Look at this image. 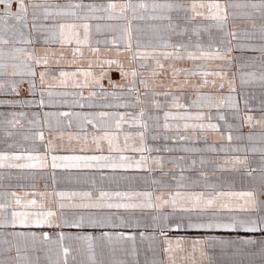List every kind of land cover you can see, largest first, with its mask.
Masks as SVG:
<instances>
[{"label":"snow or ice","instance_id":"snow-or-ice-1","mask_svg":"<svg viewBox=\"0 0 264 264\" xmlns=\"http://www.w3.org/2000/svg\"><path fill=\"white\" fill-rule=\"evenodd\" d=\"M105 20L124 23H96L97 33L119 31L120 35L114 36L111 41L113 44L124 41L125 51L131 52L135 38L136 48L146 49L134 52L131 59L138 61L140 68L149 70L147 77L135 68L130 72L125 71L118 60H104L98 74L91 70V60L87 69L82 66L85 46L93 54L99 51L90 43L93 25L88 21ZM133 22H136L135 26ZM233 41L237 43L233 44ZM18 44L27 47H17ZM53 46H58L59 51H54ZM41 48L42 51L39 50ZM66 49H70V59L65 54ZM237 50L258 55L243 58V63L234 65V61L242 59L232 55ZM188 62L193 67L181 66ZM207 62H213L215 67H210ZM105 64H116L124 80L131 75L132 79L127 85L117 84L110 77L108 83L113 88L127 87V95L133 96L134 100L117 106L132 107L138 109L137 112L82 114L44 111L41 116L37 111L32 112L29 118V111L25 109H44L60 104L83 107L81 100L86 98L82 91H53L56 85L52 81H58L64 87H68L71 81L73 88L81 90L102 89L101 81L107 75ZM233 67L257 68L258 71H241L240 82L243 85H258L264 90V0H108L107 3L0 0V96L11 97L0 99V107L11 109L0 111V140L7 144L8 149H15L20 140H39L45 147V155H40L35 145L30 151H0V169L48 167L47 154L53 153L55 147L52 139L45 140L44 127H47L49 134L62 133L75 123L82 130L78 138H83L85 142L88 140V127L94 130V150L82 146L80 152L95 154H52L50 166L53 170L110 169L113 172H126L136 169L147 175L122 176L119 179L147 182L151 177V184L155 186L154 190L142 191H61L54 193L59 200L52 206L46 199L38 201L30 198L28 192L23 195L17 191L0 192V227L13 229L0 233V264H41V252L46 264H70L69 257L71 264H129L121 258L129 254L123 242L133 241L134 255L136 237L105 229L132 228L134 225L139 228V221H134L131 215L136 211L152 213V223L145 227L154 228L163 237L159 249L163 258L157 259V249L150 245L148 251L153 253L150 264H177L178 259L187 261L189 258L192 264H201L205 259L211 264L206 249L230 247L237 243L258 247L260 256L264 258V99L260 100L258 106L260 116L254 117L247 112L252 110L249 99H254L255 94H246L243 100L246 114L243 118L239 116V102L233 95L236 92L235 73L229 78L225 71ZM195 77H200V80L193 84L191 78ZM226 80L228 95L214 96L204 91L209 87L223 91ZM137 83L145 89L143 93ZM188 86L195 91V97L182 102L184 89ZM96 95V91L89 92L91 97ZM120 95L125 93L121 92ZM260 95L264 97V91ZM69 96H79L80 99L69 101L66 99ZM224 108L232 109L235 118L242 119V123H228L226 116L219 111ZM212 109L217 110L215 116ZM213 120L224 122L226 136L221 131V124L213 123ZM150 121L153 128L163 129V134L158 131L151 136L153 141H165L160 147H152L146 142ZM125 124L128 129L134 128L135 132L125 129ZM244 125L261 131H250L245 135L239 131ZM171 130H175L174 135L167 134ZM233 130L237 133L235 137ZM189 132L217 133L222 140L228 141V146H208L205 149L183 144L179 147L169 146V141H190L192 136L186 134ZM59 139H63L62 134ZM204 139L207 140V136ZM234 139L241 142L246 140L250 146L243 143L233 146ZM177 151L237 155H226L222 163L206 159L203 155L199 159H188L184 155L168 158L151 155L153 152ZM249 152L260 154L256 167L249 163ZM227 165H231L232 171L242 170V178H246L250 185L248 190H223L219 183L210 179L206 166L223 169ZM52 179L55 183L54 174ZM106 179L118 178L101 176V180ZM90 182L95 185V177H91ZM40 196L45 197V193H40ZM165 209L171 211L166 212ZM17 227L22 230H15ZM45 227H71L82 231L92 228L99 230V234L84 231L83 234L66 235L62 230L52 234L32 230ZM182 228L225 229L252 235L237 240L213 237L194 239L189 253L183 238H178L174 244L168 236L170 230ZM255 234H259L260 238ZM139 235L141 239L145 238L144 232ZM151 239L155 241L156 236ZM66 240L86 242L87 249H76L78 255H72L73 249L65 245ZM96 249L100 250L101 255L108 249L110 258L107 261L98 260ZM197 251L200 261L195 259ZM85 256L86 260L82 258ZM132 264H139V261Z\"/></svg>","mask_w":264,"mask_h":264},{"label":"crops","instance_id":"crops-1","mask_svg":"<svg viewBox=\"0 0 264 264\" xmlns=\"http://www.w3.org/2000/svg\"><path fill=\"white\" fill-rule=\"evenodd\" d=\"M53 2L56 3H65L66 0H53ZM75 2V0H74ZM85 3L89 2H95V3H107L108 0H84ZM15 7V6H14ZM93 25L92 32L90 35V43L94 48H98L99 51L95 54L91 53L87 46L84 47L83 51L85 53V59L82 63V66L87 69L88 61L91 60L93 62V68L91 69L94 73L100 72V64L103 63L104 60H118L120 63L124 65L125 71H131V69L135 68L138 73H144V75L147 77L149 75V70L142 69L139 67L138 61H133L131 59L132 55L136 51H145L146 49H137L136 48V40L135 38L132 41V51H125V42L120 41L118 44H113L111 41L113 40L114 36L118 37L120 35L119 31H116L115 33L110 31H102L100 33H97L95 31V24L100 23L101 25L106 24H112V25H119L123 24L124 21H88ZM136 22H133L135 26ZM135 37V33H134ZM96 41H100L99 44L96 43ZM105 41H108V43H105ZM237 43L236 41H233V44ZM17 47H27V45L18 44ZM42 51L43 49H39ZM54 51H59L58 46H53ZM66 56L70 59L71 53L70 49L65 50ZM234 57H241L242 59L234 61L235 64L243 63L244 59L251 55H258V53L253 54L251 52H241L239 50L234 51L232 53ZM147 63V62H145ZM209 63L210 67H215V64L213 62H207ZM182 67H193L191 62H188L186 64H182ZM66 70L72 71L73 68H67ZM104 71L107 73L105 76V79L101 81L103 84V88L94 87L91 89H75L71 86V81H69L68 87H64L62 85L58 84V81H52L53 84L56 86L52 89L53 91L58 92H83V97L86 99L81 100V103L84 105L83 107H80L79 105H72L67 106L64 104H60L54 107H45L44 109H37V108H31V109H25L26 111H29V118H31L32 112L39 111L42 113L44 111L49 112H65V111H71V112H80L82 114H94L101 111L109 112V113H126V112H132L135 113L138 111V109L132 108V107H118L117 105H124L131 103L134 100L133 96L127 95V87L125 88H113L109 85L108 79L109 77L117 84H125L127 85L129 81H131L132 77L131 75L128 76L126 80L122 79L120 76V73L118 71V67L116 64L113 65H104ZM225 71L228 72V77L232 78L233 73H235V88L236 92L233 93V95L236 96L239 107H240V113L239 116L243 118L245 116V110H244V104L243 100L245 98L246 94H255L254 99H249V103L252 106V110L250 112H247L248 115H252L254 117L260 116L259 111V103L261 99H264L260 95L262 90L258 85H243L240 82V72H252V71H258L257 68L248 67L243 69H238L236 67H233L232 69H225ZM58 75V74H57ZM81 80H83V77H80ZM192 83H198L200 80V77L191 78ZM151 84V80L149 81ZM167 83V81L165 82ZM219 83V81H218ZM37 84H39V81H37ZM137 86L140 88L141 93L145 91L143 86H140L137 83ZM90 91H96L97 95L95 97L89 96ZM205 92H208L214 96H226L228 95V87H227V80L225 81V89L223 91H216L211 89L209 87L208 89L204 90ZM123 92L125 95H120V93ZM112 93H116V95H112ZM195 97V91L191 86L185 87L184 89V98L182 102L185 100L190 101ZM11 97H5L0 96V99H8ZM57 99H63L61 97H57ZM66 99L71 101L72 99H80L79 96L73 97L69 96ZM162 99V98H159ZM91 104L92 106H89ZM105 105H112V107H106ZM0 111H11V109L0 107ZM19 111V109H17ZM207 111V109H205ZM212 115L215 116L217 114L216 109H212ZM221 113H223L228 123L240 125L242 123V119H236L235 113L232 109L224 108L219 110ZM161 124L163 123V117L161 114ZM213 123H217L218 121L213 120ZM26 123V122H25ZM218 123L221 124V131L226 136L227 131L224 129V122L219 121ZM150 128L149 132L147 133V140L146 142L152 146V147H160L165 143L163 139L153 141L151 140V136L157 134L159 131L160 134H163V129L157 130L153 128L152 122H149ZM27 126V125H26ZM125 129H128V125H123ZM44 133H45V140L52 139L53 145L55 147V151L53 153H48V167L46 168H32V169H0V192L5 191H17L21 195L23 193L28 192L30 194V198L37 199L40 201L41 199H46L49 206H52V204L55 201L59 200V197L54 196V193L56 192H84V191H92L97 192L98 189H103L105 191H142V190H154L155 186L151 184V177H149L148 181H144L141 179H133L131 181L125 180V179H119V177L122 176H130V177H141L147 175L143 171L131 169L126 172L117 170L116 172H113L110 169H104V170H97V169H55L53 170L51 168V155H80V154H95L94 152H86L81 153L80 148L82 146H85L86 148L93 149L95 148V145L92 143V135L94 134V130L91 129L89 126L87 129V135L88 140L87 142L84 141L81 137L82 130L78 127H76L75 123L73 124L72 128H66L62 130L61 132H53L49 134L47 127H44ZM130 131L135 132V129H128ZM115 131V129H113ZM240 133L247 134L250 131L258 133L261 131V129H251L249 126L244 125L239 129ZM63 136V139H59V137ZM168 135H174L175 130H171L167 133ZM192 136V139L190 141H176L173 143L172 141H169V146H175L179 147L180 145H192L197 148L205 149L208 146H214L216 148H220L221 146H228V141L222 140L220 138V135L213 132L208 133H186ZM237 135L236 131L233 130V136L235 137ZM69 136L72 137L71 141L69 140ZM207 136V140L204 139V137ZM123 140V136H121V142ZM11 141H9L10 143ZM131 143V141H130ZM245 144L249 145L248 141H236L235 139L232 142L233 146L239 145V144ZM257 146H259L258 142ZM33 145L36 146V148L39 150L40 155H45V147L43 146V142L39 140H20V142L17 144L15 149H8L7 144L3 142V140H0V151H24V150H31ZM105 148V154H107V144L105 142L104 144ZM35 154V153H34ZM152 156L157 155H163L166 158L168 157H176L179 155H184L186 158H196L199 159L201 155L204 156L206 159L216 160L217 163H222L223 160L227 156L237 155L235 153H228L225 154L223 152H217V153H210V152H203V153H182V152H172V153H157L153 152L151 154ZM239 155L243 156V153H240ZM249 163L256 167L260 162V154L259 153H247ZM206 170L209 172L210 179H212L213 182L219 183L221 188L223 190L227 191H245L248 190L250 187L248 181L246 178L243 177V172L241 171H232L231 165L225 166L223 169H214L212 166H206ZM215 173L213 176L212 173ZM53 174L56 177V182L53 183ZM187 174V173H186ZM105 177H117V180H101V176ZM157 176H159V173H156ZM177 175H179V171L177 170ZM95 177L96 184L93 185L90 182V178ZM40 193H45V197H41ZM67 202V201H66ZM166 212L171 211V209H165ZM152 213L148 211L140 212L136 211L135 213H132V217L134 218V221L138 220L140 223V227L137 228L135 225L132 228H117L115 230L113 229H105L106 231H115V232H124L125 235H134L136 237L135 239V254L133 255V241H124V246L128 249V255L121 257L122 259H125L129 262V264H132L133 261L138 260L139 264H150L151 259L153 257V253L148 251L149 246L157 249L156 252V258L160 259L163 258V254L160 252V246L163 242V237L159 236V234L156 232V230L152 227H145V225L151 224L150 215ZM227 215V214H225ZM177 217H173V219H176ZM226 222V221H225ZM15 230L20 231L19 227H17ZM33 231H48L50 234L54 232L63 231L66 235L68 234H83L84 231L91 233L93 235H98L99 230H94L92 228H88L86 230H80L76 228L71 227H65L63 229H52V228H43V229H37L33 228ZM13 231L11 227H0V233H5ZM144 232L145 238L141 239L139 233ZM156 236V240L153 241L151 239L152 236ZM252 234H246L242 231H230L225 229H180V230H170L168 232V236L173 240V243L175 244V241L178 238H183L186 243L185 247L187 248L188 252L191 253V241L194 239H204L207 237H213L216 239H223V240H237L239 237L249 236ZM257 238L259 237V234H255ZM65 245L69 246L73 249L72 255H78L76 249L83 248L85 251L87 249L86 242H76V241H65ZM208 252V255L211 257V264H264V258H262L259 254V248H253L251 246L241 245L239 243L234 244L230 247H216L214 249H206ZM97 252V259L107 261L109 256V250L105 249L103 255L100 254V250L96 249ZM39 255L42 257L41 264H46V261L43 260V253H39ZM183 255V254H181ZM86 260V256L82 257ZM195 259L197 261H200V254L197 251L195 254ZM69 261L71 264V257H69ZM177 264H192L191 258H189L187 261L183 259H178ZM201 264H209V261L207 259L203 260Z\"/></svg>","mask_w":264,"mask_h":264}]
</instances>
